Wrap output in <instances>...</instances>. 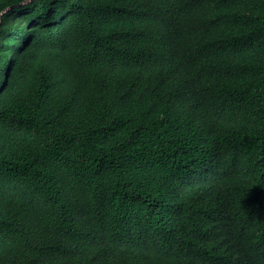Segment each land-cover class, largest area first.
<instances>
[{"label":"trees","instance_id":"trees-1","mask_svg":"<svg viewBox=\"0 0 264 264\" xmlns=\"http://www.w3.org/2000/svg\"><path fill=\"white\" fill-rule=\"evenodd\" d=\"M0 264H264V0H0Z\"/></svg>","mask_w":264,"mask_h":264},{"label":"water","instance_id":"water-1","mask_svg":"<svg viewBox=\"0 0 264 264\" xmlns=\"http://www.w3.org/2000/svg\"><path fill=\"white\" fill-rule=\"evenodd\" d=\"M12 7H13V6H12ZM7 9H9V8H7ZM7 9H6V10H7Z\"/></svg>","mask_w":264,"mask_h":264}]
</instances>
